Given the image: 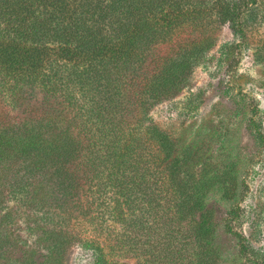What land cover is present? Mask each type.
I'll return each instance as SVG.
<instances>
[{
  "label": "trees",
  "instance_id": "obj_1",
  "mask_svg": "<svg viewBox=\"0 0 264 264\" xmlns=\"http://www.w3.org/2000/svg\"><path fill=\"white\" fill-rule=\"evenodd\" d=\"M257 3L0 0V26L5 25L0 31V91L11 107L32 105L36 99L37 108L46 110L19 124L0 125V171L6 170L0 175V264H64L76 240L65 214L81 187L76 172L80 164L86 176L92 173L100 182L99 194L113 189L132 203L141 186L137 172L131 173L138 168L139 147L123 124L135 110L147 118L152 105L180 91L212 42L206 39L183 50L141 85L136 75L149 51L185 24L201 25L209 13L243 34L241 18L252 15ZM148 133L167 159L174 154L165 132L150 124ZM169 168L179 182L180 160L174 159ZM126 176L127 182L122 180ZM30 207L37 209L26 225L37 235L34 245L14 235L10 226L14 216L25 215ZM126 228L139 227L128 223ZM199 228L201 240L209 242L207 215ZM90 243L83 241L82 246L98 255L96 264H110L104 251Z\"/></svg>",
  "mask_w": 264,
  "mask_h": 264
},
{
  "label": "rangeland",
  "instance_id": "obj_2",
  "mask_svg": "<svg viewBox=\"0 0 264 264\" xmlns=\"http://www.w3.org/2000/svg\"><path fill=\"white\" fill-rule=\"evenodd\" d=\"M241 22L243 34L209 13L201 25L185 24L151 48L135 78L141 85L183 50L212 42L180 91L152 105L147 118L135 110L123 124L139 147L138 168L131 173L137 172L141 186L131 204L113 189L99 194L100 182L77 167L81 187L65 214L76 240L64 264H96L98 255L82 246L86 240L110 264H264V0ZM139 92L133 91L136 97ZM31 104L11 107L0 91V125L46 111L36 99ZM150 124L174 143L168 159L150 138ZM174 159L180 160L179 182L169 168ZM101 181L107 182L103 176ZM29 209L10 226L31 245L37 235L26 225L37 209ZM204 215L212 228L207 243L199 228ZM128 223L139 228L128 231Z\"/></svg>",
  "mask_w": 264,
  "mask_h": 264
}]
</instances>
